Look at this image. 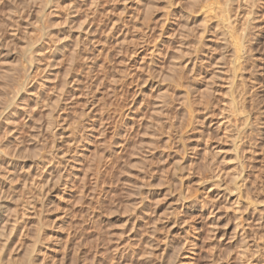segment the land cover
Wrapping results in <instances>:
<instances>
[{"label":"rangeland","instance_id":"rangeland-1","mask_svg":"<svg viewBox=\"0 0 264 264\" xmlns=\"http://www.w3.org/2000/svg\"><path fill=\"white\" fill-rule=\"evenodd\" d=\"M45 1L46 0H0V70L2 69L0 73L3 74L4 72L2 71H6L8 69H6L7 64L8 67L16 64L17 68H19L17 64L24 62V66L27 67V63H29L27 62L28 60H26L28 55L25 53V50H22L25 49V44L23 45L22 43H31L36 41V39H41L40 42H42V45L40 44V48L42 50V59H37V61L39 60L38 62H36V59H32V61H35L31 63V72L33 74L31 72L30 73L32 76L31 74L29 75V81H26V85L22 86L23 90L17 87L18 91H16V105L19 104L20 106H18L20 108L13 106V110L17 109L15 116L16 118L13 117V119L16 121L15 123H11V126H7V128L10 129V127L16 125V141H11L10 143L12 144V146L10 145L11 148L16 144V166H14V168L12 166L13 169L11 167L9 168L15 170L14 172L16 175V180H14V182L11 181V183L9 179H7L8 181H5V178L3 179L0 176V181L4 180L6 186L4 187L6 189H8L10 184L13 187L12 188L10 186L12 191L10 187V191L9 189L7 191L4 189L8 195L5 194L6 198L3 197L4 201L1 198L2 200L0 199V202L3 201L6 205L10 203L7 206L9 212L10 209H14L15 206L17 208L16 211L18 212L22 210L21 208L25 209V214L22 213L23 211H21L22 215H25L23 218H26L25 229L27 232L25 230L24 233L26 232V237L30 239L29 240L25 237L24 243L21 244L19 248L17 247L18 243H16V248L9 251V254L5 252L11 257V259L13 256V259H16V261H13L12 259L11 264L27 263L22 259L25 257L26 247L30 243L34 242L33 239L35 236H39V240H37V243L35 242L34 244V259L36 258L33 260L34 264L85 263L83 255L79 256V258H75L73 251H66L67 249L64 245V239L67 233V221H65V219L71 217V223L74 226L77 221L76 219H78L79 203L77 195H79V193L77 190L79 189L78 184L80 180L79 177L76 180L77 177H73V174L75 173L76 175H80L78 167L81 166L80 163L82 164L81 158L85 159V163H89L90 161L91 164H89L92 165V160L95 158L93 155H95V153L97 154V152L100 150V144L98 143L99 146L96 144V141L100 140L99 135L97 134L99 133L98 130H100V126L96 118L101 116L106 120L105 123L103 121L102 125L106 126V128L104 127L106 129H104V133L105 140L108 142L110 136L112 135V125L113 127H116L115 124H117V122L115 123V121H117L116 117L119 114H122V112L129 114L130 112L133 113L130 115L134 117L133 119L135 123L145 120L144 118L146 117L149 119L150 116H152L151 113H149L152 108L149 104H147L149 102L148 100L154 98L155 95L158 96L159 92H165L164 89L167 88L169 89L168 91L170 93H173V96L175 95L174 102H176L175 104L177 106L178 101L181 100V95L183 93L182 91L185 90L186 85H192L191 89L194 87L195 94L193 95L197 97L193 106L195 112L194 119L191 120L192 125L188 124L187 126V122L185 123V120H187V116L185 115L186 112L181 108L180 105H178L176 108L175 104L171 103L168 95L166 94V100L168 99V102H170L168 104L171 105L165 108L168 109V111L163 108L162 116L160 114V117H158L160 119V126H162L158 127V130L155 132L157 133L156 137H158V140L155 137L156 140L154 145L150 148L147 147L146 144L149 131H145L148 133L146 135L143 134L145 137L139 135L143 133V129L145 128L144 124L140 125V131L137 128L135 130L136 132L134 131V133L137 134H135V136L133 134L130 139L131 146H134V143L138 142V145H136L139 146L140 149H136V151H134L140 155L136 153L133 155L134 151H132L130 148L131 150L128 149L127 154L124 156V163L120 162V168H123L124 164L126 165L133 163L137 159L136 157H138V155L140 156L138 159L141 158V156L142 159L144 158L143 160L140 159V161L142 160V162H144H141L143 164H141L142 168L144 169L140 175V180L143 182L142 196L144 200L143 206L145 208L143 206L137 207V200L134 203L131 200L128 201L126 199V194H124L125 191L123 190L125 189L123 187H126V183L121 179L118 180L116 178L118 175L116 174L117 176L115 175L114 178L117 180L114 178V180H111L114 182H111L114 186L110 183V195L107 194V197L109 195L108 199H111V192H113V195L116 194L115 197L112 195L111 199L115 205V211L108 212L100 208L103 211L102 218L105 219L107 217L111 219L113 223V221L123 220L124 218L128 217H132L133 219L134 216L130 214L133 211L135 213L141 211L140 216H138L134 222V226L141 228L144 234L146 233L144 231L149 229V223L156 220L155 225L158 228L159 236H161V234H167L170 237L178 238L181 240L178 241V245L180 247L182 246L181 248L185 246L184 250L182 251L180 261L175 264H264V246L260 243V241L264 239V231H262L261 234L257 233L259 231L258 222L253 218L248 220L247 224L249 228L247 227V224L243 223L244 227L246 225V230H249L248 234H250V236L252 235L250 237L251 239L248 238L250 242L247 244V246H249L246 247L241 239L238 238L239 236L237 235L239 234V229H237L238 227H235V225L237 226L236 223H238V216L236 212L237 206H234L235 190H229V193L225 192L227 194L223 195L222 191H216L214 187H212V189V185L209 182L211 172H219V174L221 172V174L227 178H230V176L232 177L236 175L237 172H239L237 163L238 161L236 162L237 159H235V151L237 150L235 149V144H237L236 139L240 136V142L245 145V150L251 151L246 163L244 164L249 179L251 180V185H248L245 193L248 194L250 198H252V196L255 197L256 195L257 199L264 203V0H258L256 5L257 7L254 22L255 26L253 28L254 35L251 36V41L253 39V42L249 50L250 52L247 54L248 56L246 55L247 58L245 57L237 64V66L235 64V55L239 51L237 41L239 35L241 34V29L239 27V29H234L233 31L232 26H234V24L237 25V23H235V19L233 18H235L234 15H239V10L237 11L234 8V11L229 15V19L231 17V22L233 24L234 20V24L232 25L230 23L232 26L228 25L224 20L225 8L223 5L227 0H225V2L224 0H216L214 4V13L210 14V17L209 14H206L207 23L211 18L210 21L212 23V30L207 31L204 34L201 40L202 42H200L198 45V51L196 50L198 41L197 38H199L198 32L201 30L203 23L200 20L201 16L197 15L193 22H190V19L187 22H185L182 18L179 19L180 17L178 18L177 13L178 8L175 7V4L178 2V0H144L147 14L145 17L144 9L143 16L145 18L146 25L149 27V29L145 32V35H148V33L151 34V36L149 34L146 38L147 41L151 40L150 44L148 43V46L143 43L144 41H141L142 39H140L139 36L136 37L135 33H139L140 31L134 30L131 25L129 9L132 8L130 6L135 3V0H100L101 5L98 7L97 13L94 15L88 11V5H86L85 9L82 8L79 10L78 14H75L71 23L65 21L66 15H71L70 11H72L71 6L73 4L71 3V0H52L57 2V4L51 0H47V6L48 3L51 4L50 1L53 5L55 4L54 6L49 5L51 6L49 9L52 12L50 11L51 13L49 12V14H47L49 10H46L47 12L44 13L46 14V18L43 15L44 20H42H46V24L45 22L43 23V21H39L38 24H36L35 22L38 20L35 17L36 13L33 14V11L37 12L39 11V8L46 7ZM39 4H41V7L38 8L37 6H39ZM137 4L139 5V3ZM56 5H59L58 9ZM141 5L144 6L143 2L138 6V8ZM235 7L237 8V6ZM54 10L57 11L55 12ZM27 14L29 15L27 16ZM88 14L91 18V28H95V31H98V33L96 31L97 35L95 34V38L93 40L94 48L92 47V44L87 43L88 45L86 44V48L88 47V50L86 49V51H82L81 55H88L87 59L89 61L87 59V61L83 60L82 57H80V59L78 58V60L81 62H77V66L75 65L73 67L74 70L72 69L70 72L71 74L69 73L71 77L73 76L72 78H78V81L76 80L73 82L75 88H73V85H71V88H69L70 93H72L71 91L73 90L72 95L74 96H72V98L67 97L66 100L61 103L60 108H63L59 109L58 111L59 117L56 118L57 121L52 123L50 126V124H48L50 123V117H48V110L50 109L48 107L50 105L48 104L49 106H47L46 104L50 103V101L52 102V97L54 96L53 93L55 94V91H57H54V89L59 87L56 85L57 83L61 82V78L63 77L66 66L65 61H68L66 59L69 57L68 54H65L66 56L64 57V62H56L58 63L57 66H52V68L46 67L43 69V67H45L44 65H46L45 63L49 64V61L46 59L47 54L48 56L50 55V51L48 52L49 47L47 48V45L49 44L48 42L52 41L50 38L54 39L52 34H54L56 39L59 37L60 39L65 40V42H73L76 31L79 30L78 25L83 22V20L86 18V15ZM164 14H166L168 18L169 31L167 34H160L158 37L156 34L159 33V28L156 27L160 23L161 19H163L162 15ZM243 16L244 14L241 13L240 17L242 18L239 19L240 17H238V23L242 22ZM238 19H236V22ZM35 24L37 27L41 25V28L44 27L42 26L43 24L48 28H51L52 24L54 26H52L51 29L42 28V30H39L42 34L40 35L37 28L35 27ZM68 27L69 30L67 29ZM210 27V24H208L209 29ZM108 28H111V32L108 30ZM47 29L52 33L51 35ZM227 29L231 31V34ZM56 30L57 34L55 35ZM182 30H186L187 35L189 34V37L187 36L188 40L186 41H190L192 43L191 45V43L187 44V42H185L186 46L190 44L189 47L192 46V48H194L192 52L193 54H191L192 57L190 56V58L195 63L196 77L193 78L194 73L192 76H190V72L188 73L186 70L183 71V87L178 88L176 85L178 84L179 71L177 70L174 73H171L170 69L168 68L169 60L165 59L166 56L164 57L163 54H159L153 55L151 58L152 63L149 65L151 68L149 70L150 73H143L136 82L130 83L131 79L129 78V73H138L136 70L141 63V57L145 56L143 58L144 62L150 57L149 54L144 51V48L146 46L149 47L153 42L158 44L163 40L164 45L161 43L162 48L171 52L175 49V47L178 46V33ZM44 31H46V39L44 36ZM221 31H224V37H221L219 34ZM108 32L110 33L106 34L105 38L104 33ZM132 35L136 44L135 42H131L132 44L130 43ZM40 36L42 37L40 38ZM155 36L156 38H154ZM152 37L154 38V41ZM95 39H98L97 42ZM137 40L140 44L137 43ZM46 43L48 44L46 45ZM141 43H143L142 46ZM50 46L52 48V42ZM68 47H70V45L67 46V48ZM37 48L38 46H35V49ZM127 48L128 53L130 50H135L136 52L130 56V54L126 53L125 51ZM66 51L65 53H68V51ZM23 52L25 53V56L22 54ZM173 57L175 60H178L177 53L174 52ZM83 61L86 63L89 62L87 65L93 63L92 67L87 69L85 66L86 63ZM10 64L11 66H9ZM33 66L35 68H33ZM34 69H36V71ZM56 69L58 70L56 71ZM51 70L58 73H56V75H50V82H53V84L49 83L48 85L50 86H46L48 89L46 90L45 87L44 91L41 92L42 89L40 88L39 81H42L46 74L52 72ZM62 71L63 73H61ZM2 74H0V82L4 80V83L8 82L6 85H10V81H8L9 79L6 80L4 77L1 78L3 76ZM236 74L239 75L237 76ZM124 80L126 82H122ZM118 82H122V85ZM51 84L53 86H51ZM124 84L127 85L125 86ZM0 85L4 84L0 83ZM160 85L161 88L159 89L161 91L158 89ZM37 93L40 94V97H43L45 94L43 99H41L42 102H44L45 99L46 103L44 102L43 108L41 106V102L39 105L40 109H34V112L31 105H33V94L37 95ZM120 96L124 98H121ZM148 96H150V98ZM17 97L20 99L18 100ZM46 97H48L49 101H47ZM143 99L145 100L146 105L142 107V104L144 105ZM139 100H141V102ZM205 101H207V104ZM27 105L28 107H32V109H28ZM21 107L23 110L24 108H27V111L30 110L29 114L34 113L33 116H30V119L32 120L33 118L35 121L32 120V122L30 119L28 120L27 116L25 115L26 110H24V113L20 115L22 113ZM128 108L130 112H127ZM146 108H148L147 112L145 111L147 110ZM137 111L141 116L142 112L143 115L147 114V116L141 117ZM181 113H183V116ZM163 115H167L168 117H163ZM22 116H25L27 120L23 119L24 117ZM54 116L56 115L54 114ZM137 116L139 118L141 117V119L138 120ZM24 121L26 124L22 125L24 124ZM126 121L129 122V120ZM246 122L249 124L248 129L246 127ZM4 127L6 126L4 125ZM97 127L99 129H97ZM7 128L0 132L2 137L4 136V131L7 130ZM72 132H75L76 135ZM179 136L182 138L181 143L183 145L177 138ZM132 137H135V139ZM63 140H65V142ZM144 140L146 142H143ZM55 142L59 145H57L59 148H56ZM137 146L134 147L136 148ZM152 147L153 149H151ZM84 148H86V151L83 153H86V157L81 155ZM52 151L56 152V156L50 160L48 157L51 155L50 153H52ZM128 153L131 156L133 155V157L131 158L130 156L129 158ZM92 157L93 159H91ZM41 162H45L43 168H41L42 166L40 167L42 164ZM55 163H59V166L60 164L64 163L72 166V175L70 174V181L67 180L68 183L64 184V182H49L50 179H54L51 177V172H53V176L55 172L51 168H53ZM145 165H147V167ZM38 166L40 167V170L43 169V171L41 170L42 172L38 171L39 169L37 170ZM57 166L58 164L56 165V169L58 168ZM137 169L138 168L136 167L135 169H131V173L134 175L133 180L136 178L135 173L137 172ZM5 175L6 174H4L3 177H5ZM39 175L40 177L44 176V179L42 177V179L39 178ZM45 175L49 179L45 178ZM142 175L144 177H141ZM72 177L75 180L72 179ZM106 177L107 175H105L104 182L99 183L97 188L102 186L106 189ZM39 180L43 182V187H39V185H41ZM120 180L121 182H119ZM36 181L38 182L36 183ZM115 181L118 182H116L117 186L115 185ZM6 182H9L10 184ZM91 182L92 181L89 183ZM38 183L40 184L38 185ZM146 185L147 188L145 187ZM40 188H44V190H41ZM144 191L147 193L145 194ZM207 192L211 196H207ZM101 194L102 192H100V195ZM225 195L228 196L226 197ZM181 200L188 204V207H186L185 210H175L177 203L179 204ZM12 205L15 206L13 207ZM81 208L86 212H90L91 209L95 207L88 205ZM252 211L253 207H248L247 212L251 213ZM29 215L31 217H29ZM127 226L126 227L129 230L130 225ZM35 231L38 234L34 233ZM195 233L197 234V244L194 247H191L192 244H189V240H192ZM28 235H30V237ZM16 237V239H18V236ZM252 237H254V241ZM31 240L33 241L31 242ZM255 240L261 248L253 247L252 243H254ZM16 241L17 240H15V242ZM187 243L188 245L186 246ZM31 245H29L30 248ZM76 248H78V251L82 252V248L79 244L76 246ZM6 254L3 258L6 263L4 261L3 262L5 264H10L9 261L11 259L7 260L8 262L5 260V258L8 257ZM256 259L258 260L257 263ZM167 260H169V258ZM167 260L164 264H174L172 262L173 259L170 258L168 262Z\"/></svg>","mask_w":264,"mask_h":264},{"label":"bare ground","instance_id":"bare-ground-1","mask_svg":"<svg viewBox=\"0 0 264 264\" xmlns=\"http://www.w3.org/2000/svg\"><path fill=\"white\" fill-rule=\"evenodd\" d=\"M26 1V0H25ZM44 1V0H43ZM52 1V0H51ZM49 4L48 3V6H47V0L45 1V5L46 7H41L39 4V6H37L39 8L38 10L39 11H33V14H35V17L37 18L38 21H36L35 23L38 24V22L40 21H43L44 20V16L48 10V13L51 11L49 8L51 6L49 5H53L52 2L56 3L55 1H52ZM73 3L72 6H71V10L70 13L71 15H66L65 17V21L68 23H71L72 20L74 19V16L75 14H78L79 13V10L80 9H85L86 5H88V11H90V13H92V15L96 14L97 11H98V7L101 5L100 4V0H71ZM141 0H135V3L133 5H131L130 7H132L130 10V21H131V25H132V28L134 30H139L140 32L138 33H135L136 37L139 36L140 39H142L141 41L143 43H145L147 46H148V43L150 44V41H147V37L150 33H148V35L146 34L145 35V32L149 29V27L146 25L145 23V18H144V9H145V3H144V0L141 1V3L143 2L144 6L143 7H139L138 6L141 4L140 3ZM24 2V1H23ZM30 2V1H28ZM216 0H209V3H208V0H178V5L177 3L175 4L176 8H178V18L179 19H183L185 22L189 21L190 19V22H193L195 20V17L197 15H200V20L202 23V27H201V30L198 32L199 34V38L198 41H197V45H196V50L198 51V45L200 42H202V38L204 36V34L207 32V31H211L212 30V23H211V18L209 19L208 23H207V15L206 14H209V17H210V14H213L214 12V4H215ZM223 2V1H222ZM225 2V0H224ZM257 2L258 0H244V1H241V0H227L223 5H224V8H225V18L224 20L226 21V23L228 25H231L232 22H231V17L229 19V15L234 11V8L238 11L239 15H234L235 18V23H237V25L234 24V20H233V24L234 26L233 27V31L234 29H241V34L239 35V38H238V41H237V45H238V48H239V51L238 53L235 55V64L237 66V64L242 61L245 57L247 58V54L250 52V48H251V45H252V42H253V39L251 41V36H253V28L255 26V14H256V5H257ZM40 3V2H39ZM44 3V2H43ZM139 3V5L137 4ZM25 4V3H24ZM30 4V3H29ZM185 4V5H184ZM34 5V4H33ZM55 5V4H54ZM53 5V6H54ZM138 5V6H137ZM184 5V6H183ZM222 5V4H221ZM13 6V5H12ZM44 6V5H43ZM52 6V8H53ZM57 6V9L59 8L58 6L59 5H56ZM237 6V8L235 7ZM187 7V8H186ZM16 8V7H15ZM56 8V7H54ZM33 9H36V8H33ZM70 9V8H69ZM30 10V9H29ZM47 10V11H46ZM28 11V10H27ZM55 12L57 10H54ZM86 11V10H85ZM39 12V13H38ZM52 12V11H51ZM50 12V13H51ZM129 12V11H128ZM175 12V11H174ZM29 13V12H28ZM32 13V12H31ZM241 13L244 14L243 16V19H242V22L238 23L239 19H241L242 17H240ZM13 14V13H12ZM146 14H147V11L145 9V17H146ZM29 14H27L28 16ZM44 15V16H43ZM51 15V14H50ZM48 16V15H47ZM73 16V17H72ZM163 16V19H161L160 23L158 24V26L156 28H159L158 30V34H156L158 37L159 35L161 34H167L169 29H168V18H167V15L164 14L162 15ZM11 17V16H10ZM238 17H240L238 19ZM46 18V16H45ZM48 18V17H47ZM8 19V17H7ZM43 19V20H42ZM236 19L237 22H236ZM14 20V19H13ZM230 20V21H229ZM149 21V20H148ZM10 22V21H9ZM45 22L46 24V20L43 21V23ZM231 23V24H230ZM35 24V25H36ZM208 24H210V29L208 28ZM51 25V24H50ZM42 27L43 29L44 28H48L47 26L45 27V25L43 24ZM49 26V25H48ZM52 26H54L52 24ZM51 26V28H52ZM230 26V27H231ZM33 27V26H32ZM39 32L40 35H42L40 33L39 30H42L41 28V25H39L37 27V25L35 26ZM71 27V26H69ZM69 27L67 28L69 30ZM91 18L89 17V14L86 15V18L83 20L82 23H80L78 25V31H76V35H75V38L73 40V42L69 41V42H65V40H62L57 38H55L54 34H52L48 29V32H50V35L52 34V36L54 37V39L50 38V42H48L50 45H51V42H52V48L51 46L46 43L47 45V48L49 47V50L48 52L50 51V55L48 56L47 54V61H49V64L48 63H45L46 65H44L45 67H43V69H45L46 67H50L52 68L57 66L58 63H62L65 61V54H68V61H65V71H64V74H63V77L61 78V82L60 83H57L56 86H59L57 87L55 90V94L53 93V97H52V102L50 101V103H47L46 105L49 106L48 108H50L48 111V117H50V126L52 125V123H55L57 120L56 118L59 117L58 115V111L59 109H62L60 108V105L62 102H64L66 100L67 97H70L72 98V93H73V90L71 91L72 93H70V89L71 88V85L74 86V83L76 80L78 81V78L76 79L75 78H72L71 77V71L72 69L74 70V66L77 64V62H81L78 60V58L80 59V57H82L83 60H86L87 59V56H83L81 55L82 51H86V44L87 43H90L92 44V47H93V40H94V36L96 34V31H95V28H91ZM50 28V29H51ZM55 28V27H54ZM229 28V27H228ZM66 29V30H67ZM153 29V28H152ZM232 29V28H231ZM258 29V28H256ZM46 30V29H45ZM67 30V32H68ZM105 30V29H104ZM103 30V31H104ZM108 30L111 32V28H108ZM151 30V29H150ZM228 30V29H227ZM255 30V29H254ZM59 31V30H58ZM65 31V30H64ZM229 31V30H228ZM232 31V32H233ZM14 32V31H13ZM34 32V31H33ZM37 32V31H36ZM44 36L46 34V31H44ZM53 32V31H52ZM55 32V31H54ZM110 32L108 33H104V37L106 38V34H109ZM257 32V31H256ZM35 33V32H34ZM98 33V31H97ZM102 33V32H101ZM229 33L231 34V31H229ZM255 33V31H254ZM49 34V33H47ZM57 34V30H56V33L55 35ZM221 35V37L225 36L224 34V31H221L219 33ZM258 34V33H257ZM260 34V33H259ZM97 35V34H96ZM146 37H145V36ZM189 35V34H188ZM187 35V31L186 30H182L178 33V43H177V47H175L174 50H172L171 52L165 50L164 48H162V44L164 45V42L163 40L160 41L158 44L156 42H153L149 47H147L145 44V47L144 48V51L147 52L149 54V58L148 60H145V62L143 61V58L145 56H142L141 58V63L140 65L138 66L137 70L138 73H129L130 75V83L132 82H136L137 79L140 78L141 74H146L147 72H149V70L151 69L149 67V65L152 63V57L153 55H159V54H163L165 59H168L169 60V64H168V68L170 69L171 73H174L175 71H179L178 73V84L176 85L178 88L180 87H183V71L186 70V72L188 71V73L190 74V76H192L193 74V78L196 77V69H195V63L194 61H192V59L190 58L191 54H193V50L194 48H192V46L189 47L186 46V43L187 42L186 40H188V36ZM194 35V34H193ZM43 36V37H44ZM58 36V35H57ZM56 36V37H57ZM151 36V34H150ZM188 36V37H187ZM258 36V35H257ZM34 37V36H33ZM39 37V36H38ZM42 36H40L41 38ZM48 37V35H47ZM51 37V36H50ZM150 38V37H149ZM153 38V37H152ZM156 38V36L154 37ZM154 38H153V41H154ZM168 38V37H167ZM187 38V39H186ZM36 39V38H35ZM45 39H46V36H45ZM49 39V38H48ZM47 39V40H48ZM139 39V40H140ZM28 40V39H27ZM30 40V39H29ZM98 40V39H97ZM97 40L95 39V41L97 42ZM106 40V39H105ZM180 40V41H179ZM256 40V39H255ZM26 41V40H25ZM34 41V40H32ZM41 39L34 41V42H31V43H27L24 42L22 43L24 45V48L25 49H22L21 45V49L24 51L25 50V53L28 55L26 60H28L27 63L28 66H24V62L23 63H20V64H17L19 68H17L16 64L15 65H12L11 64L9 66L11 67H8V64L6 66V71H2L4 72L2 74L3 76L1 78L4 77V79L10 81V85H6L7 83H4L2 80V82H0L1 84H4V85H0L2 87H0V132L3 131L4 129L7 128V126H11V123H15L16 120L13 119V117L16 116V110L17 109H14L13 110V106L15 107H19L18 105H16V91L17 90V87L20 89H22V86L26 85L25 83H27L29 81V75L32 73L31 71V63L32 62H35V61H32V59H36V62H38L40 60V58L42 59V50L40 48V44L42 42H40ZM43 41V40H42ZM138 41V40H137ZM140 41V42H141ZM157 41V39H156ZM257 41V40H256ZM29 42V41H27ZM45 42V41H44ZM95 42V43H96ZM134 43L135 40H134V37L133 35L131 36V39H130V43ZM70 45V47L67 48L68 45ZM131 43V44H132ZM139 43V41L137 42ZM141 43V46L142 44ZM162 43V44H161ZM188 43H191L190 41L187 42ZM196 43V42H195ZM227 43V42H226ZM225 43V44H226ZM255 43V41H254ZM136 44V42H135ZM134 44V45H135ZM140 44V43H139ZM42 45V44H41ZM45 45V44H44ZM45 45V46H46ZM88 45V44H87ZM138 45V44H137ZM192 45V43H191ZM35 46L38 48L35 49ZM90 47V45H89ZM135 47V46H134ZM35 50H34V49ZM44 48V46H43ZM46 48V47H45ZM91 48V47H90ZM94 48V47H93ZM253 48H254V45H253ZM68 51V53H65V51ZM85 49V50H84ZM134 49V48H132ZM88 50V49H87ZM253 50V49H252ZM251 50V51H252ZM66 51V52H67ZM126 53H128V48L125 49ZM46 52V51H45ZM44 52V53H45ZM136 51L135 50H130V52L128 54L133 55ZM177 53L178 54V60H175L174 57H173V54ZM196 52V51H194ZM21 53V52H20ZM25 53L23 52L22 54L25 56ZM86 53V52H85ZM188 56H187V54ZM127 54V55H128ZM195 54V53H194ZM21 55V54H20ZM86 55V54H85ZM126 55V56H127ZM185 55H186V58H185ZM196 55V54H195ZM247 55V56H246ZM44 56V55H43ZM46 56V55H45ZM129 56V57H130ZM194 56V55H193ZM192 57V56H191ZM26 58V57H25ZM45 58V57H44ZM194 58V57H193ZM23 59V58H22ZM37 59H39L37 61ZM195 59V58H194ZM88 60V59H87ZM86 60V61H87ZM24 61V60H23ZM89 61V60H88ZM58 62V63H56ZM85 62V61H83ZM82 62V63H83ZM178 62V63H177ZM196 62V61H195ZM81 63V64H82ZM86 63V62H85ZM84 63V64H85ZM89 63V62H88ZM88 63H86V67L87 69H90L93 65V63H91L90 65H87ZM23 64V65H22ZM6 65V64H5ZM19 65H22V66H19ZM61 66V64H60ZM59 66V67H60ZM77 66V65H76ZM79 66V65H78ZM190 66V67H189ZM39 67V66H38ZM36 67V68H38ZM59 67H56V68H59ZM17 68V70H16ZM33 68H35L33 66ZM4 69V67H3ZM153 69V68H152ZM2 70V69H1ZM0 70V71H1ZM36 71V69H34ZM38 70V69H37ZM58 69H56L57 71ZM64 70V69H63ZM34 71V72H35ZM42 71V70H41ZM52 72H50L49 74H46V76H44L43 80L39 81L40 83V88L42 89V91H44L45 87L46 86H50L48 85L49 83H52L53 82H50L51 81V77L50 75H56V73L58 72H53V70H51ZM91 71V70H90ZM116 71V70H115ZM31 72V73H30ZM185 72V73H186ZM63 73V71L61 72ZM70 73V74H69ZM73 73V72H72ZM150 73V72H149ZM33 74V73H32ZM31 74V76H32ZM187 74V73H186ZM59 75V74H58ZM62 75V74H61ZM237 75V74H236ZM239 75V74H238ZM237 75V76H238ZM166 76V75H165ZM164 76V77H165ZM189 76V77H190ZM59 77V76H58ZM135 77H136V80H135ZM185 77V76H184ZM31 78V77H30ZM56 78V77H55ZM186 78V77H185ZM41 79H42V76H41ZM59 79V78H58ZM121 79V78H120ZM188 79V77H187ZM191 79V78H190ZM236 79V77H235ZM238 79V78H237ZM60 80V79H59ZM115 80V79H114ZM27 81V82H26ZM53 81V80H52ZM57 81V80H56ZM116 81V80H115ZM55 82V80H54ZM122 82H126L125 80L122 81ZM122 82H118L122 85ZM38 83V84H39ZM72 83V84H71ZM77 83V82H76ZM129 83V82H128ZM185 83V82H184ZM51 84V86H53ZM56 84V83H55ZM59 84V85H58ZM116 85V84H115ZM125 85V84H124ZM123 85V86H124ZM127 85V84H126ZM125 85V86H126ZM186 85V84H185ZM184 85V86H185ZM233 85V83H232ZM129 86V85H128ZM118 87V86H117ZM190 87V88H189ZM192 85L188 86L186 85L185 86V90H183L182 92V95H181V100L178 101V105L181 106V108L186 112V116H187V120H185V123L187 122V126L188 124H191V120L194 119V109H193V106H194V103H195V100L197 99V97H195V94L194 92V87L191 89ZM24 88V87H23ZM39 88V87H38ZM53 88V87H52ZM75 88V86L73 87ZM72 88V89H73ZM161 88V85L160 87H158V89ZM48 88L46 87V90ZM118 89V88H117ZM124 89V88H123ZM23 90V89H22ZM45 90V91H46ZM114 90V88H113ZM160 90V89H159ZM164 91L162 92H159L158 96L155 95L154 98H151L150 100H146L150 106H151V110L149 111V113H151L152 116H150V118L148 119V117L144 118L145 120L143 121H139L138 123H135L134 122V117H132V115L130 114H133L130 112L129 108L127 109V112H130L129 113H124L122 112V114H119L117 113V121H115V123L117 122V124H115L116 127H113L112 125V135L110 136L108 142L107 140H105V133L104 131L106 130V126L102 125L103 121L105 123V119L104 117H101V116H98L96 119L98 121V124L100 126V130H98L99 133H97L99 135V138L100 140H97L96 141V144H100V150L97 152V154L95 153V155H93L95 158L92 163V165H90V161L89 163H85V159L84 158H81L82 159V164L80 163V167H78L79 171H80V175H76L75 173L73 174L74 176L73 177H77L76 180L78 179L79 177V189L77 190L79 195L78 196V203H79V206H78V219H76V223H75V226L71 223L72 219H70L71 217L69 218H66L65 221H67V233H66V236H65V248L67 249L66 251H73V254L75 256V258H79V256L83 255L84 257V260H85V263L84 264H164L166 262V260L169 258L173 259V263H177L180 261V257L182 255V251L184 250V247L181 248L179 245H178V241L180 239L178 238H173V237H170L169 235L167 234H161V236L158 235V228L157 226L155 225V221L156 220H152L153 222H150V226H149V229L147 227V231H144L146 232L145 234L142 232L141 228H138L136 226H134V222L135 220L138 218V216H140V212H132L130 215H133V219L132 217H128V218H124L123 220H118V221H111V219L109 218H105L103 219L102 216H103V211L100 209L102 208L103 210H106L108 212H113L115 211V205L113 204V202L111 201L112 199V195H113V192L112 195H111V199H108L109 198V186H110V183L112 182L111 180L114 178V176L117 174L118 177H116L118 180L121 179L122 181H124L126 184V187H123L125 189H123L125 191L124 194H126V199L128 201H132L135 203L136 201V204H137V207L139 206H143V196H142V189H143V182L140 180V175L142 174V171L144 168H142V156L141 158L138 159V157H140L139 153L135 152L136 149H140L138 145V142L137 143H132L134 146H137L136 148L134 146H131V136L134 134H137V133H134V131L138 128L139 129V126L140 125H145V128L143 129V133H142V130H141V133L142 134H139L143 137H145L146 134H148V140H147V144L146 146L147 147H151L154 145L155 143V140L158 138L156 137V134L155 133L157 130H158V127H162L160 126V119L158 117H160V114L162 116V109L164 108H167L169 105L171 104H168L170 102H168L169 100L167 99L166 100V94L168 95L171 103H176L174 102V96H173V93H170L168 90L169 89H164ZM20 91V90H19ZM39 91V90H38ZM117 91V90H116ZM129 91V90H128ZM151 91V90H150ZM161 91V90H160ZM40 93V92H39ZM43 94V93H42ZM41 94V96H42ZM113 94V93H112ZM146 94V93H145ZM174 94H175V90H174ZM47 95V93H46ZM135 95V94H134ZM33 105H31L33 107V110L34 109H37L39 110V105L40 103L42 102V99L43 97L45 96V94L43 95V97H40V94L37 93V95L33 94ZM48 96V95H47ZM119 96V95H118ZM117 96V97H118ZM152 96V95H151ZM157 96V97H156ZM116 97V98H117ZM121 98H124L122 96H120ZM127 97V96H126ZM144 97V95H143ZM150 98V96H148ZM157 99H156V98ZM18 98V97H17ZM42 98V99H41ZM47 98V101L48 100V97ZM51 98V97H50ZM146 98V97H145ZM20 98H18L19 100ZM23 99V98H22ZM32 99V98H31ZM140 99V98H139ZM120 100V98H119ZM142 100V98H141ZM141 100H139L141 102ZM144 100V99H143ZM201 100V99H200ZM209 100V99H208ZM126 101V100H125ZM212 101V100H211ZM210 101V102H211ZM20 102V101H19ZM44 102H45V99H44ZM44 102H42V107L44 108L43 104ZM139 102V103H140ZM199 102V100H198ZM201 102V101H200ZM206 104H207V101H205ZM46 103V102H45ZM49 104V105H48ZM130 104V103H129ZM128 104V105H129ZM173 104V105H174ZM118 105V104H117ZM121 105V104H120ZM119 105V106H120ZM127 105V104H126ZM138 105V104H137ZM146 105V102L144 100V105L142 104V107ZM172 105V106H173ZM177 105V106H178ZM210 105V104H209ZM23 106V105H22ZM26 106V105H24ZM40 106V107H41ZM176 104H175V107L177 108ZM32 107H28L27 105V108L28 109H32ZM121 107V106H120ZM171 107V106H170ZM20 108V107H19ZM22 108V107H21ZM26 108V109H27ZM125 108V107H124ZM172 108V107H171ZM169 108V109H171ZM24 108V110H26ZM147 110H145L146 112L148 111V108H146ZM150 109V108H149ZM180 109V108H179ZM23 108L21 109V114L22 115L24 113V110ZM32 110V111H33ZM121 110V109H120ZM119 110V111H120ZM168 111V109H165ZM175 110V109H174ZM27 111V110H26ZM25 111V115L27 116L28 120L30 119V116L34 113H31L32 114H29V111L26 112ZM117 111V110H116ZM136 111V110H135ZM134 111V113H135ZM143 111V110H142ZM181 111V110H180ZM183 111V112H184ZM35 112V110H34ZM172 112V111H170ZM184 112V113H185ZM138 113V111H137ZM136 113V114H137ZM18 114V112H17ZM54 114L56 116H54ZM139 114V113H138ZM142 116H147V114L143 115V112L141 113ZM182 116H183V113H181ZM101 115V114H100ZM135 115V114H134ZM150 115V114H149ZM169 115H172V114H169ZM116 116V114H115ZM185 116V117H186ZM247 116V115H246ZM250 116V115H249ZM24 117L23 119H26L25 116H22ZM106 117V116H105ZM131 117V118H130ZM136 117V116H135ZM138 117V116H137ZM141 117L137 118L138 120L141 119ZM163 117H168L167 115ZM16 118V117H15ZM163 119V118H162ZM170 119V118H169ZM175 119V118H174ZM196 119V118H195ZM250 119V118H249ZM27 120V119H26ZM31 120V119H30ZM33 120V118H32ZM31 120V121H32ZM108 120V119H107ZM126 120H129V122H127ZM165 120V119H164ZM173 120V119H172ZM251 120V119H250ZM35 121V120H33ZM32 121V122H33ZM163 121V120H162ZM249 121V120H248ZM31 122V123H32ZM165 122V121H164ZM163 122V123H164ZM171 122V121H170ZM247 123V122H246ZM25 121H24V124L22 125H25ZM162 124V123H161ZM169 124V123H168ZM172 124V123H171ZM4 125L6 127H3ZM14 125V124H13ZM30 125V123H29ZM192 125V124H191ZM249 124L247 123L246 127L247 129L249 128L248 126ZM251 125V124H250ZM28 126V125H27ZM26 126V127H27ZM34 127V126H33ZM94 127V126H93ZM105 127V128H104ZM172 127V126H171ZM251 127V126H250ZM96 128V127H95ZM111 128V129H112ZM141 128V127H140ZM2 129V130H1ZM97 129H99L97 127ZM105 129V130H104ZM161 129V128H160ZM170 129V128H169ZM246 129V130H247ZM64 130V129H63ZM149 131L148 133H146L147 131ZM245 130V128H244ZM140 131V129H139ZM146 131V132H145ZM136 132V131H135ZM75 134V132H72ZM177 133V132H176ZM89 134V133H87ZM86 134V135H87ZM145 134V135H143ZM169 134V133H168ZM174 134V133H173ZM7 135V136H6ZM72 135V134H71ZM70 135V136H71ZM76 135V134H75ZM177 135V134H176ZM239 135V134H238ZM58 136V135H57ZM62 136V135H61ZM74 136V135H73ZM16 125H14L13 127H10V129L7 128V130L4 131V136L2 137L1 133H0V176L6 181L7 179L10 180V182H14V180H16V175H15V170H12L14 168V166H16L15 164V157H16V144L11 148L10 145L12 146L11 141L14 142L16 141ZM66 137V136H65ZM83 137H84V134H83ZM147 137V136H146ZM156 137V139H155ZM170 137V136H169ZM168 137V138H169ZM238 137V136H237ZM236 137V138H237ZM69 138V137H68ZM133 138V137H132ZM139 138V137H138ZM166 138V139H168ZM181 143V136L177 137ZM239 138V139H238ZM236 140V143L238 144H235L236 148L237 149L235 151V159L236 162L238 163V170L239 172L236 173V175L234 176H230V178H227L226 176H223L220 172L218 173H213L211 172L210 174V178H209V182L210 184L212 185V187H214L216 189V191H222L223 192V195L224 194H227L225 192H228L229 190L234 191V206H237V216H238V223L237 226L235 225V227L237 229H239V234L237 236H239L238 238L241 239V241L243 242V244L247 246V244H249V239L251 236L250 234H248V231L249 230H246V225L247 224V221L250 220V219H254L258 222V226H259V231L257 233H260L262 231H264V203H262L261 200H258L257 199V196L255 195L252 196V198L249 197L248 194H246L245 190H247V187L248 185H251V180L249 179V176H248V173H247V170L245 169V166L244 164L246 163L247 161V158L248 156L250 155V152L251 151H246V147L243 143L240 142V136L238 137ZM61 139V138H60ZM85 139V138H83ZM87 139V137H86ZM135 139V137L133 138ZM170 139V138H169ZM66 140V139H65ZM65 140H63L65 142ZM142 140V139H141ZM140 140V141H141ZM158 140V139H157ZM103 141V143H102ZM133 141V140H132ZM107 142V144H106ZM134 142V141H133ZM136 142V141H135ZM143 142H146L145 140ZM143 142H139V143H143ZM157 142V141H156ZM56 143V142H55ZM61 144V143H60ZM98 144V146H99ZM137 144V145H136ZM182 144V143H181ZM56 145V148H59L57 147V143L55 144ZM183 145V144H182ZM59 146V145H58ZM61 146V145H60ZM146 147V148H147ZM55 148V147H54ZM132 149V151H134V154H139L138 157H136L137 159L133 162V163H129L130 164H124L123 168H120V162L124 163L125 159H124V156L127 154L128 152V149ZM185 148V147H184ZM53 149V147H52ZM51 149V150H52ZM130 149V150H131ZM153 149V147L151 148ZM54 150V149H53ZM57 150V149H56ZM55 150V151H56ZM129 150V151H130ZM55 151H52V153H50L51 155H49L48 158H50V160H52L55 156H56V152ZM86 151V148H84V150L82 151V154L81 155H84L86 153H83ZM96 152V151H95ZM139 152V151H138ZM133 153V152H132ZM130 153V154H132ZM144 153V152H143ZM90 154V152H89ZM94 154V153H93ZM142 154V153H141ZM133 155H129L128 153V156L130 158L133 157ZM146 155V154H145ZM88 156V155H87ZM144 156V155H143ZM86 157V156H85ZM234 157V156H233ZM79 158V159H80ZM93 159V157L91 158ZM124 159V160H123ZM140 159H142L140 161ZM87 160V159H86ZM91 161V162H92ZM40 162V161H39ZM127 162V161H126ZM142 162V163H141ZM42 164L40 165L41 168H43V165L45 162H41ZM58 164V168L56 169V165ZM55 163V165L53 166V168H51L55 173H54V176H53V172H51V177H53L54 179L51 180L50 179V183L52 182H64L65 183H68L67 180L70 179V174L72 175V172H71V168L72 166L70 167L68 164H60L59 166V163ZM142 164V165H141ZM148 164V163H147ZM13 166V168H12ZM37 166V165H36ZM69 166V167H68ZM141 166V167H140ZM147 167V165H145ZM12 168V169H9V168ZM39 167V166H38ZM37 167V170L38 171H43V169L40 170V167L38 168ZM60 167V168H59ZM138 168L136 171V175H135V181L133 180L134 178V175H132L131 173V169L134 168L135 169ZM55 168V169H54ZM141 168V169H140ZM36 169V168H35ZM50 169V170H51ZM56 170V171H55ZM9 171V173H8ZM41 171V172H42ZM145 171V170H144ZM147 171V170H146ZM35 172V171H34ZM133 172V171H132ZM49 173V172H48ZM47 173V174H48ZM144 173V172H143ZM5 175V177H3ZM46 174V175H47ZM50 174V173H49ZM134 174V173H133ZM146 174V173H145ZM42 175V174H41ZM44 175V174H43ZM45 175V176H46ZM105 175H107L106 179L107 181L105 182L106 184V189L102 186H100L99 188H97L98 184L101 183V182H104L105 180ZM116 175V176H117ZM147 175V174H146ZM145 175V176H146ZM38 177V175H37ZM42 177V176H41ZM40 175H39V178H41ZM72 177V179H74ZM141 177H144L143 175ZM44 179V176L42 177ZM41 178V179H42ZM47 178V176L45 177ZM116 178H114L115 180H117ZM49 179V178H47ZM113 179V180H114ZM144 179V178H143ZM4 180H1L0 181V199L3 197L6 198V191L9 189V187L11 186V184L9 182H6L9 185L8 189H6L5 187V182ZM55 180V181H54ZM75 180V179H74ZM92 181L91 183H89L90 181ZM121 180L119 182H121ZM149 180V179H148ZM8 181V180H7ZM40 181V180H39ZM70 181V180H69ZM11 182V183H12ZM38 181H36L37 183ZM41 182V185H39L40 183H38L39 187L42 186L43 187V182ZM48 182V183H49ZM73 182V181H72ZM70 182V183H72ZM78 182V181H77ZM116 182L115 181V185H116ZM61 183V184H62ZM74 183V182H73ZM114 183V182H112ZM111 183V184H112ZM118 183V182H117ZM146 183H147V180H146ZM91 184V185H90ZM122 184V183H121ZM49 185V184H48ZM113 185V184H112ZM111 185V187H112ZM120 185V184H118ZM207 185V184H206ZM5 186V187H4ZM114 186V185H113ZM117 186V185H116ZM12 187V186H11ZM10 187V188H11ZM110 187V188H111ZM147 188V185L145 186ZM13 188V187H12ZM12 188H11V191H12ZM46 188V187H45ZM48 188V186H47ZM46 188V189H47ZM116 188V187H115ZM150 188V187H149ZM148 188V189H149ZM6 189V191L4 190ZM41 189V188H40ZM114 189V187H113ZM213 189V188H212ZM249 189V188H248ZM41 190H44V188H42ZM122 190V191H123ZM10 191V189H9ZM8 191V192H9ZM40 191V190H39ZM123 191V192H124ZM148 191V190H147ZM100 192H102V196L100 195ZM150 192V191H149ZM230 192V191H229ZM228 192V193H229ZM41 193V192H40ZM145 193V191H144ZM147 193V192H146ZM145 193V194H146ZM218 193V192H217ZM107 194L108 197H107ZM245 194V195H243ZM8 195V194H7ZM116 195V194H115ZM115 195H113V197H115ZM233 195V194H232ZM134 196H137V197H134ZM207 196H211L210 194H208L207 192ZM226 196V195H225ZM228 196V195H227ZM226 196V197H227ZM245 196V197H244ZM225 197V198H226ZM231 197V196H230ZM125 198V197H124ZM123 198V199H124ZM135 198V199H134ZM1 199V200H2ZM8 199V198H7ZM243 199V200H242ZM4 201V199H3ZM3 201L0 202V264H5L6 262L4 261V257H5V252H9L11 251L12 249L16 248V243H18L17 247L19 248L21 246V244L24 243L25 241V237H26V232L27 230L25 229V225H26V221L25 219L23 218L24 216L22 215V213L25 214L26 211H24L25 209L21 208L23 211L21 213L16 211V206L14 209H10V212L9 210L7 209L8 205H6ZM12 201V200H11ZM122 201V200H121ZM229 201V199H228ZM6 202V201H5ZM77 202V201H76ZM112 202V203H111ZM127 202V201H126ZM125 202V203H126ZM128 203V202H127ZM145 203V202H144ZM16 204V202H15ZM124 204V203H122ZM135 204V205H136ZM232 204V203H231ZM22 205V204H21ZM72 205V204H71ZM88 205H92L93 207L95 208H92L91 211H84L81 207H84V206H88ZM126 205V204H125ZM130 205V204H129ZM240 205V206H239ZM13 206V205H12ZM13 206V207H14ZM20 206V205H19ZM24 206V205H23ZM113 206V207H111ZM146 206V205H145ZM12 207V208H13ZM127 207V205H126ZM132 207V206H131ZM144 207V206H143ZM186 207H188V204H186L185 202H183L181 200V202L175 207V210L177 209H186ZM248 207H253V211L251 213H248L247 212V209ZM133 208V207H132ZM145 208V207H144ZM235 208V207H234ZM134 209V208H133ZM8 210V212H7ZM20 210V209H19ZM135 210V209H134ZM7 212V213H6ZM211 213V212H210ZM28 214V213H27ZM29 217H31L29 215ZM28 221V219H27ZM69 221V222H68ZM119 222V223H118ZM28 223V222H27ZM146 223V222H144ZM143 223V224H144ZM243 223H245V227L243 226ZM66 224V223H65ZM64 224V226H65ZM119 224V225H118ZM209 224V223H208ZM118 225V226H117ZM127 225H130V228L128 230V226ZM127 226V227H126ZM117 227V228H116ZM247 227H248V224H247ZM235 228V229H236ZM249 228V227H248ZM26 230V232L24 233V231ZM39 230V229H38ZM254 231V230H253ZM257 231V230H256ZM32 232V230H31ZM36 234H38L36 231L34 232ZM25 234V235H24ZM28 234V233H27ZM35 234V235H36ZM252 234V232H251ZM263 234V233H262ZM18 236V239H16ZM30 237V235H28ZM254 236V235H253ZM262 236V235H261ZM33 237V236H31ZM39 236H35L34 239V242H32L33 240H31L32 243H28L29 245H31V248L30 246L28 245L25 249V257L24 259L22 260H25L27 263L26 264H34L33 263V260L34 259V244L35 242L37 243V240H39L38 238ZM28 238V237H26ZM254 237H252L253 239ZM29 239V238H28ZM196 239H197V234L195 233V235H193V238L192 240L190 239L189 240V244H192L191 247H194L197 243H196ZM251 239V238H250ZM15 240H17L15 242ZM30 240V239H29ZM27 241V239H26ZM76 241V242H75ZM181 241V240H180ZM254 241V239H253ZM15 242V243H14ZM75 242V243H74ZM14 243V244H13ZM74 243V244H73ZM181 243V242H180ZM255 243V244H254ZM252 243L253 244V247H259V244H257L256 240L255 242ZM261 245L264 246V239H262L260 241ZM80 245L81 248H82V252L81 251H78V248H76L77 245ZM182 245V243H181ZM188 245V243L186 244V246ZM260 245V246H261ZM23 246V245H22ZM251 246V245H250ZM25 248V247H24ZM64 248V249H65ZM181 248V249H180ZM261 248V247H259ZM24 250V249H23ZM13 252V251H12ZM10 253V252H9ZM8 253V254H9ZM6 254V255H8ZM24 255V253H23ZM22 255V256H23ZM12 256V255H11ZM14 258V256H13ZM12 258V259H13ZM11 257L8 255L7 258H5V260H10ZM12 259L9 261L10 264H11V261ZM20 260V259H19ZM167 260V262L169 261ZM5 263H4V262ZM13 261H16V259H13ZM8 262V261H7ZM18 262V261H17ZM21 262V261H20ZM35 262V261H34ZM258 262V260L256 259V263ZM13 263V262H12ZM9 264V263H8Z\"/></svg>","mask_w":264,"mask_h":264}]
</instances>
